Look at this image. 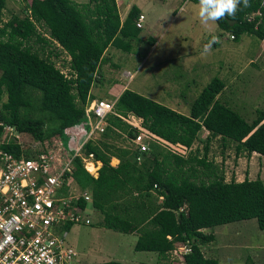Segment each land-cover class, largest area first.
Returning <instances> with one entry per match:
<instances>
[{
	"label": "trees",
	"instance_id": "1",
	"mask_svg": "<svg viewBox=\"0 0 264 264\" xmlns=\"http://www.w3.org/2000/svg\"><path fill=\"white\" fill-rule=\"evenodd\" d=\"M199 2V0H192ZM262 0L241 3L235 19L225 17L217 26L233 35H254L264 41V16L248 20L261 8ZM6 0H0V22ZM28 14L14 15L0 26V122L12 125L20 133L36 140L63 134L64 128L84 117L104 52L109 45L130 51L131 42H139L136 20L140 9L132 5L123 20L116 0H30ZM37 24L47 28L43 36ZM57 45L69 56L70 76L50 60L32 50L28 41ZM43 49V46H42ZM57 51L55 55H58ZM225 83L213 77L190 105L189 114L177 112L131 89L115 100V112H132L155 135L187 146L194 144L200 131L209 134L203 151L198 148L186 158L173 155L151 143L137 161L138 152L126 142L135 130L117 115L107 117V126L96 143L88 142L86 151L102 162L98 176L92 177L76 162L74 176L79 185L89 187L94 209L103 214L106 228L137 232L136 250L157 251L166 257L175 244L187 243L190 252L184 264H218L205 257L201 245L215 239L202 229L234 221L256 219L264 230V184L260 178L225 180L224 171L208 159L209 143L219 137L225 145L235 144V157L257 152L264 156V109H256L247 121L238 111L217 97ZM6 98L2 100V96ZM2 125H0V135ZM128 144V143H127ZM19 156L27 150L15 142L0 145ZM116 157L119 163L111 164ZM199 180V181H196ZM161 196L156 204L154 197ZM94 264H124L109 260Z\"/></svg>",
	"mask_w": 264,
	"mask_h": 264
},
{
	"label": "rangeland",
	"instance_id": "2",
	"mask_svg": "<svg viewBox=\"0 0 264 264\" xmlns=\"http://www.w3.org/2000/svg\"><path fill=\"white\" fill-rule=\"evenodd\" d=\"M29 1L6 0L0 26L14 15L23 17L28 14L26 9ZM73 1L82 4L88 0ZM152 3H156L155 6ZM159 4L158 0L143 4L145 19L138 35L139 42H131L129 52L114 46L110 47L113 51L111 54L112 63L117 67L121 66L120 70L127 69L134 73V79L128 83L129 89L140 93H145L143 91L148 89L155 96L159 93L162 99L170 97L169 95L172 97L178 91L187 92L188 96L184 98L187 102L179 103V106L184 110L181 112L186 114L201 89L213 77H218L224 82H232L226 92L219 95V100L250 121L255 116L254 109L264 108V42L258 37L248 34H241L232 40L229 38V32H220L216 22L210 21L208 25L202 24L198 15L199 2L178 0L176 9L180 12V7H183L184 10L180 12L178 20L175 21H171V12L169 17L158 15L156 7ZM191 11L197 20L186 15ZM181 17H183L182 21ZM37 28L43 36H48L45 26L37 24ZM206 30L209 32L207 34L211 33L218 39V45L214 47L210 44L207 52L201 50L203 40L198 37L199 31ZM153 43H155V49L152 52ZM27 45H31L32 50L38 51L42 56L49 55L55 66L65 75L70 76L69 56L66 52L59 50V47H55L57 45L44 44L34 39L28 41ZM57 51L59 54L55 55ZM194 51L210 56L211 66L207 71V80L202 75L199 76V72L195 69H184L187 62L193 64L196 59ZM249 60L254 63L248 64ZM110 68L114 69L113 74L120 73L115 66L111 65ZM110 71H107L106 68L104 70L103 86L100 90L104 94L107 92V88L112 87L113 90L116 88L114 78L109 74ZM125 75L129 76L128 78L132 76L129 72H125ZM128 78L126 77L123 83ZM98 89L99 87L96 85L92 88L97 97L100 95L108 100L115 97L113 94L104 95L98 92ZM5 98L6 96L3 95L1 101H4ZM205 136L206 133H199L198 139L191 145L192 149L189 154L196 148L200 154L202 153ZM16 139L21 141L24 150H29L36 141L28 133H19ZM114 142L119 145H128L125 141L114 140ZM219 144L220 140L217 138L210 141L208 159L214 162L217 159L218 161L215 163L224 172L227 171V180H229L233 168L237 165L235 144L227 142V146L224 147ZM220 155L225 156L224 158L228 157V163L219 161ZM243 155L242 177L250 173L252 179L260 178L264 184V156L254 155V158H250L247 154ZM250 159L251 164L249 163ZM88 209L90 211L87 213L92 220L90 224L75 223L66 229V243L79 253L77 264H94L108 260L121 261L125 264H184L181 252L178 251L180 255L175 254L174 249L170 250L165 258L153 251H136L134 249L136 234L106 228L102 223V214L94 209L92 204L88 205ZM205 233H214L215 239L202 244L201 250L205 257L217 259L218 264H264V230L259 229L256 219L208 227ZM175 245L178 248L182 244Z\"/></svg>",
	"mask_w": 264,
	"mask_h": 264
},
{
	"label": "built area",
	"instance_id": "3",
	"mask_svg": "<svg viewBox=\"0 0 264 264\" xmlns=\"http://www.w3.org/2000/svg\"><path fill=\"white\" fill-rule=\"evenodd\" d=\"M256 16H264V0L248 20ZM143 19L139 14L138 28ZM114 106L115 100L92 98L85 105L84 117L64 128L63 134L36 140L19 156L0 147V264H77V252L65 241L66 229L75 223L92 222L87 213L92 192L77 183L74 171L80 161L92 177L98 176L102 162L86 151V144L100 139L108 115H117L135 130L132 137H124L138 152L137 161L151 143L173 155L188 156L191 146L155 135L142 125L141 117L132 112L118 114ZM0 125V145L15 142L24 148L16 139L20 132L14 126ZM173 249L182 256L190 252L187 243Z\"/></svg>",
	"mask_w": 264,
	"mask_h": 264
},
{
	"label": "crops",
	"instance_id": "4",
	"mask_svg": "<svg viewBox=\"0 0 264 264\" xmlns=\"http://www.w3.org/2000/svg\"><path fill=\"white\" fill-rule=\"evenodd\" d=\"M148 1H156V0H116V4H117V7H118V12H119V16H120V18H121V20H123L124 18H125V16L127 15V13H128V11H129V9H130V7L134 4V5H136L139 9H140V14H142V15H144V10H143V4H148ZM159 1V5L156 7V12H158V15L159 16H166V17H169V13L171 12L172 14H171V21H175V20H178V17H179V15H180V12L181 11H183L184 9H183V7H180L181 8V10H180V12H178V9H176V3L178 2V0H158ZM189 1H191V0H189ZM184 2H185V0H184ZM174 3V4H173ZM155 4L156 3H152V5L153 6H155ZM187 16H189V17H191V18H193V19H195V20H197V17L193 14V12L191 11V12H189V14H186ZM144 19H145V15H144ZM144 19H143V21H144ZM183 20V17H181V21ZM143 21H142V26H143ZM142 28V27H141ZM219 28V27H218ZM220 29V28H219ZM220 32H223L224 33V31L223 30H221L220 29ZM199 38L201 39V40H203V43H202V48H201V50L202 51H205V47L206 46H209V44H210V41H211V39H212V37H214V36H212L211 35V33L210 34H207V33H209L208 32V30H206V31H204V32H201V31H199ZM140 38V37H139ZM152 38V37H151ZM216 38V37H215ZM229 38L230 39H232V40H234V39H236V38H231V34L229 33ZM141 40V39H140ZM263 41V40H262ZM264 42V41H263ZM155 43H153L152 44V49H151V51L153 52L154 51V49H155V45H154ZM211 45L212 46H214V47H216L217 45H218V39L216 38V40H215V42H213V43H211ZM112 45H109L107 48H106V50H105V52H104V57H105V61L100 65V69H99V73H98V75H97V77L99 78L94 84H93V86L94 85H96V86H98L99 87V89H98V92H101L100 90H102L101 88H102V86H103V84H102V79H103V76L105 75V72H104V70H105V68H106V70L107 71H110L111 70V68H110V66L112 65L113 67L115 66V68H117L119 71H120V73L119 74H113V71H114V69H112L110 72H109V74H111L112 76H113V81H114V83H115V86H116V88L113 90L112 89V87L111 88H107V92H105V94H104V92L102 93V94H104V95H109V94H113V95H115V97H113V99H111V100H116L118 97H119V95L125 90V89H129V81H131L132 79H134L133 77H134V73L133 72H130L129 70H127V69H122V70H120V68H121V66L120 67H117L114 63H112V56H111V54L113 53V51L111 50V47ZM118 49H120V48H118ZM126 52H129V51H126ZM151 52V53H152ZM150 53V54H151ZM196 54V59H194V62H193V64H189L188 62L185 64L186 65V67H184V69H186V68H188L189 70L192 68V69H195V70H197L198 72H199V76L200 75H202V77H204V78H206L205 80H207V75H208V69L210 68V66H211V62H210V56L209 55H206V54H203L202 52H196V51H194V55ZM129 59V58H128ZM254 62L252 61V60H249L248 61V64H253ZM126 64H128V63H126ZM235 64V63H234ZM124 66H126L125 64H124ZM184 66V65H183ZM214 66V65H213ZM110 69V70H109ZM182 69H183V67H182ZM102 71V72H101ZM125 72H129V74L130 75H132L131 76V78H128L129 76H126L125 75ZM198 76V75H197ZM198 76V77H199ZM128 78V80L125 82V83H123V81H124V79L125 78ZM210 81V80H209ZM223 81V80H222ZM224 82V81H223ZM225 83V86H224V88H223V90L219 93V95L221 94L222 95V93L224 92H226V90H227V88L229 87V85L232 83H229V82H224ZM189 85H190V83H189ZM93 86H92V88H93ZM206 86V85H205ZM204 86V87H205ZM203 87V88H204ZM92 88H91V94L94 96V98H97V99H104L103 97H101L100 95H98L99 97H97V95H95L96 94V92H93L92 91ZM202 88V89H203ZM201 89V90H202ZM136 92V91H135ZM143 92H145V93H140L139 91L137 92V93H140V94H142V95H145L146 97H149V98H151V99H153V100H155V101H157V102H159V103H164V104H166L169 108H171V109H173V110H175V111H177V112H180V113H182L181 111H184V110H182L183 108H181L180 106H179V103H185V102H187V100L186 99H184V98H187V96L188 95H186L187 94V92H183V91H181V92H175L173 95H172V97H171V95H169L170 97H168L167 96V98L165 99V98H160V94L159 93H157V96H155L154 94H152L153 92L152 91H149L148 89L146 90V91H143ZM165 93H166V91H164ZM201 92V91H200ZM199 92V93H200ZM163 93V92H162ZM199 93L196 95V97L199 95ZM147 94V95H146ZM103 95V96H104ZM163 95H164V93H163ZM219 95L217 96V97H219ZM164 97H165V95H164ZM183 97V98H182ZM195 97V98H196ZM195 98H194V100H195ZM193 100V101H194ZM192 101V102H193ZM181 105V104H180ZM191 105V104H190ZM256 109H260V108H256ZM256 109H254V112H255V110ZM261 109H264V108H261ZM189 110H190V107H189V109H188V112H186V114L185 115H187V114H189ZM185 111H186V109H185ZM182 114H184V113H182ZM200 132H203V133H206V136L209 134V132H208V130H206L205 128H203ZM206 136H205V138H206ZM204 138V139H205ZM217 139H219V137H216ZM216 138H214V139H216ZM220 146H227V145H225L223 142H221L220 141V144H219ZM228 154V153H227ZM254 155H259V156H261L260 154H258L257 152H252L251 153V155L250 156H248V157H250V158H254ZM243 156V157H242ZM225 157V156H224ZM222 155H220V160L219 161H223L224 163H228V157L227 158H224ZM262 157V156H261ZM243 158H244V155L242 154V155H240V157H238L237 158V160H236V162H237V165H235V167L233 168V173H232V176H231V178H234L235 180H237V181H242L243 179H244V177L245 176H247L249 179H252V177H251V175H250V173H248V174H245V176L244 177H242V174H241V166H242V162H243ZM216 161H218L217 159H215V162ZM119 163V159L118 158H116V157H112L111 158V164L113 165V166H116L117 164ZM249 163L251 164L252 163V161H251V159H250V161H249ZM225 173V180L226 181H229V180H227L228 178H227V171L226 172H224ZM161 199H162V197L161 196H159V197H154L153 198V201L156 203V204H158L160 201H161ZM99 213L100 214H102L100 211H99ZM102 218H103V214H102ZM227 224V223H226ZM223 225V224H222ZM204 232H206V228H203L202 229ZM133 234H136L137 235V239H138V233L137 232H132ZM214 234V233H213ZM215 236V235H214ZM137 239H136V241H137ZM135 244H136V242H135ZM135 244H134V249H135ZM136 250V249H135ZM76 251V250H75ZM136 251H149V250H136ZM77 252V251H76ZM153 252H156L157 254H158V252L157 251H153ZM78 252H77V256H78ZM109 261V260H108ZM121 262V261H120ZM100 263V262H99ZM123 263V262H122ZM125 264V263H124Z\"/></svg>",
	"mask_w": 264,
	"mask_h": 264
},
{
	"label": "clouds",
	"instance_id": "5",
	"mask_svg": "<svg viewBox=\"0 0 264 264\" xmlns=\"http://www.w3.org/2000/svg\"><path fill=\"white\" fill-rule=\"evenodd\" d=\"M241 3L244 7L249 6V0H199V19L204 25L225 17L235 19ZM215 40L216 38L212 37L210 44ZM210 44L205 47V52L209 51Z\"/></svg>",
	"mask_w": 264,
	"mask_h": 264
}]
</instances>
